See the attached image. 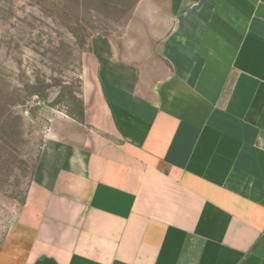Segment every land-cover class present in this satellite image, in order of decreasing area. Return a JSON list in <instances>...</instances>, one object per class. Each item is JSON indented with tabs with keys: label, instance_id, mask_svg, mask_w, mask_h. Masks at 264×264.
<instances>
[{
	"label": "crops",
	"instance_id": "0c3cea01",
	"mask_svg": "<svg viewBox=\"0 0 264 264\" xmlns=\"http://www.w3.org/2000/svg\"><path fill=\"white\" fill-rule=\"evenodd\" d=\"M90 58L92 155L43 161L0 264H264V0H138Z\"/></svg>",
	"mask_w": 264,
	"mask_h": 264
},
{
	"label": "rangeland",
	"instance_id": "374dc122",
	"mask_svg": "<svg viewBox=\"0 0 264 264\" xmlns=\"http://www.w3.org/2000/svg\"><path fill=\"white\" fill-rule=\"evenodd\" d=\"M137 1L0 0V227L45 159L64 187L92 155L104 118L90 39L120 36Z\"/></svg>",
	"mask_w": 264,
	"mask_h": 264
}]
</instances>
